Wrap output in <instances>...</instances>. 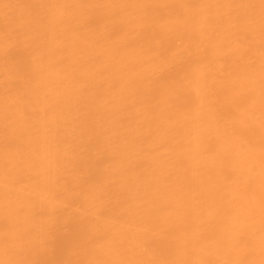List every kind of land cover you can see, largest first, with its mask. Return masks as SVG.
Segmentation results:
<instances>
[{
    "label": "bare ground",
    "instance_id": "6f19581e",
    "mask_svg": "<svg viewBox=\"0 0 264 264\" xmlns=\"http://www.w3.org/2000/svg\"><path fill=\"white\" fill-rule=\"evenodd\" d=\"M0 264H264V0H0Z\"/></svg>",
    "mask_w": 264,
    "mask_h": 264
}]
</instances>
